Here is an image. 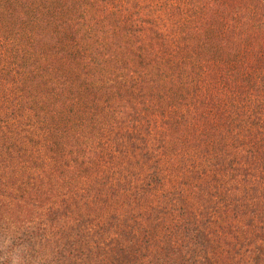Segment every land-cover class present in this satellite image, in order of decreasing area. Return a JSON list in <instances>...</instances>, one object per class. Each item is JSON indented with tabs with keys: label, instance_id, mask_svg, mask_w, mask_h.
<instances>
[{
	"label": "trees",
	"instance_id": "1",
	"mask_svg": "<svg viewBox=\"0 0 264 264\" xmlns=\"http://www.w3.org/2000/svg\"><path fill=\"white\" fill-rule=\"evenodd\" d=\"M0 236L264 264V0H0Z\"/></svg>",
	"mask_w": 264,
	"mask_h": 264
},
{
	"label": "rangeland",
	"instance_id": "2",
	"mask_svg": "<svg viewBox=\"0 0 264 264\" xmlns=\"http://www.w3.org/2000/svg\"><path fill=\"white\" fill-rule=\"evenodd\" d=\"M35 250L39 251L40 254L35 255L31 260L30 264H72L69 261H58L47 249L35 247ZM22 246H14L9 243V241H5L0 236V264H22L23 259H21V253H23ZM44 254V255H43ZM84 260H76L74 264H85ZM144 264H200L196 263H180V261L169 259L165 261L159 262H144ZM207 264V263H204ZM215 264V263H214Z\"/></svg>",
	"mask_w": 264,
	"mask_h": 264
}]
</instances>
